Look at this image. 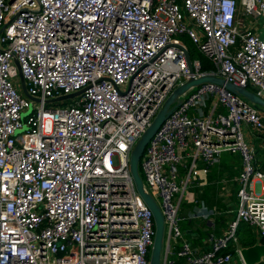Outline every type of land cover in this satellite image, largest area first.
Here are the masks:
<instances>
[{"label": "built area", "instance_id": "2783aa9c", "mask_svg": "<svg viewBox=\"0 0 264 264\" xmlns=\"http://www.w3.org/2000/svg\"><path fill=\"white\" fill-rule=\"evenodd\" d=\"M260 21L264 0H0V264H148L152 213L134 186L129 151L189 74L178 36L212 64L201 70L190 58L194 76L213 73L264 98ZM19 75L35 100L21 92ZM240 122L258 132L264 151L258 109L201 83L146 142L139 173L168 223L161 264L228 263L223 248L240 221L255 225L264 244V170L253 166ZM222 150L241 155L235 213L211 248L194 254L176 214L196 162L205 171Z\"/></svg>", "mask_w": 264, "mask_h": 264}, {"label": "crops", "instance_id": "0c3cea01", "mask_svg": "<svg viewBox=\"0 0 264 264\" xmlns=\"http://www.w3.org/2000/svg\"><path fill=\"white\" fill-rule=\"evenodd\" d=\"M246 87L250 88L251 86ZM212 99V94L202 99L201 107L204 112L207 111L208 106L213 101ZM244 100L248 102L245 98ZM248 103L250 104V102ZM251 105L253 104L251 103ZM215 108L224 111L223 106L220 104H217ZM256 108L261 117L264 118V111L258 107ZM243 123L250 125L247 122ZM255 132L258 136V132L256 130ZM254 144L253 166L264 170V151L259 149L258 141ZM180 163L182 164L178 165L179 176L184 173L183 164L188 163V158L185 157ZM202 165L198 160L191 171V181L185 191L186 202L180 209V218L177 221L181 237L189 244L194 254L210 249L213 239L223 234L229 221L234 216L238 186L236 176L242 165L241 155L238 151L222 150L218 154V160L208 165L205 171H202ZM254 182L255 178L252 177L250 186H253ZM234 237L235 239L230 240L227 246L223 248V251L230 253V260L226 264L240 263L242 260L239 254L240 247L255 242L262 243L259 229L255 225L246 222H238ZM238 240H240V243ZM235 249H238V252ZM259 263L264 264L262 261Z\"/></svg>", "mask_w": 264, "mask_h": 264}, {"label": "water", "instance_id": "95a60500", "mask_svg": "<svg viewBox=\"0 0 264 264\" xmlns=\"http://www.w3.org/2000/svg\"><path fill=\"white\" fill-rule=\"evenodd\" d=\"M184 59L186 61L188 76L184 78L181 82L176 84L169 94L165 97L162 105L158 108L154 116L152 117L150 123L145 127L141 134L136 139L133 146L129 151V171L132 177L134 186L142 197L145 204L149 207L152 213L153 219V237L152 243L148 255V264H161V249L163 241V215L161 213L158 202L155 200L153 195L149 192L143 183L141 174L139 173L138 164L139 159L142 154L143 148L153 134L160 122L178 105L185 93L192 88L201 83L212 82L215 84L223 85L224 88L230 90L236 95H240L245 98L248 102L252 103L254 106L258 107L260 110L264 111V98L256 94L252 89L245 86L237 85L233 82L227 81L220 76H216L213 73H203L198 76L192 74L193 66L190 61L189 52L186 46H183ZM19 86L21 92L31 98L36 99V97L31 96L27 93L23 78L19 75ZM67 94L65 96H68ZM239 254L241 259L246 264H257L260 261L264 262V244L255 242L248 246H242L239 248Z\"/></svg>", "mask_w": 264, "mask_h": 264}, {"label": "rangeland", "instance_id": "374dc122", "mask_svg": "<svg viewBox=\"0 0 264 264\" xmlns=\"http://www.w3.org/2000/svg\"><path fill=\"white\" fill-rule=\"evenodd\" d=\"M238 8H240V7L238 6ZM244 21H245V23H246L247 25L249 24V18H248V17H245ZM259 24H260V27H261L262 32H263V31H264V25H263V22L260 21ZM178 38L182 39L181 36H178ZM182 41H184V40L182 39ZM64 101H68V99L66 98ZM62 104H63L62 101H60V102H56V103H55V105H62ZM21 115H23V113H21ZM24 128H25V127H24V125H23L22 129H24ZM240 129H241V132H242V135H243V139H244V141H245L246 143H251L252 145H255L254 142L257 143V134H256V132H255V130L253 129L252 126H250V125H248V124L245 125L243 122H240ZM19 130H20V129H16L15 131H19ZM247 137H249V138H247ZM250 138L253 139V140L255 139V141L251 140ZM155 197H156L155 200L159 201V197H158L157 195H156ZM185 202H186V193L184 192L183 197H182V199H181V203H180L179 209H178L177 214H176L177 217H180V216H179V214H180V209H181L182 205H183ZM167 228H168V223L166 222V223H164V225H163V229H164V233H163V235H164V240H165V238H166Z\"/></svg>", "mask_w": 264, "mask_h": 264}, {"label": "trees", "instance_id": "16d2710c", "mask_svg": "<svg viewBox=\"0 0 264 264\" xmlns=\"http://www.w3.org/2000/svg\"><path fill=\"white\" fill-rule=\"evenodd\" d=\"M182 36H183L182 39L184 40L186 47L188 49L190 58H197L199 60L200 62L199 68L201 70L212 69L213 67L210 60L191 42V40L188 37H186L185 35ZM238 241L240 243V240Z\"/></svg>", "mask_w": 264, "mask_h": 264}]
</instances>
